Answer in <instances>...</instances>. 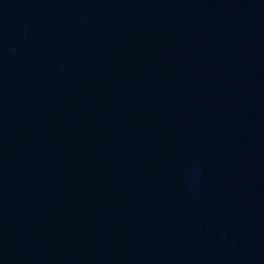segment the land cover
I'll return each instance as SVG.
<instances>
[{"label": "water", "instance_id": "water-1", "mask_svg": "<svg viewBox=\"0 0 264 264\" xmlns=\"http://www.w3.org/2000/svg\"><path fill=\"white\" fill-rule=\"evenodd\" d=\"M0 264H264V0H0Z\"/></svg>", "mask_w": 264, "mask_h": 264}]
</instances>
